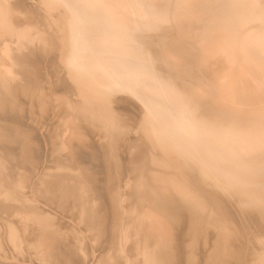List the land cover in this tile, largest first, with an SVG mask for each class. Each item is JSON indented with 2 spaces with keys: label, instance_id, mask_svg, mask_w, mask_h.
<instances>
[{
  "label": "bare ground",
  "instance_id": "1",
  "mask_svg": "<svg viewBox=\"0 0 264 264\" xmlns=\"http://www.w3.org/2000/svg\"><path fill=\"white\" fill-rule=\"evenodd\" d=\"M47 58L59 117L36 131L69 182L45 169L27 197L26 144L0 185V264H264V0H0L1 106L37 118Z\"/></svg>",
  "mask_w": 264,
  "mask_h": 264
},
{
  "label": "rangeland",
  "instance_id": "2",
  "mask_svg": "<svg viewBox=\"0 0 264 264\" xmlns=\"http://www.w3.org/2000/svg\"><path fill=\"white\" fill-rule=\"evenodd\" d=\"M22 11H20V13H21ZM39 15H46V14H43L42 12L40 13L39 12ZM21 19H23L22 18V16H19ZM21 24H23V25H21V26H23L25 29H27L26 28V26H24L25 24L24 23H22L21 22ZM24 30V29H23ZM23 32H25V31H19V33H18V31L16 32V33H18L17 35H20L19 37H24V34L22 35L21 33H23ZM26 33H28V31L26 30ZM13 35L15 36V38L13 37ZM17 35H15V34H12L11 35V40L10 39H8L7 41L8 42H6L5 44H11V43H9V42H16V39H17V41H18V37H17ZM22 38H20V39H22ZM4 44V45H5ZM4 47V46H3ZM48 59L49 58H47L46 60H45V65L41 68L42 70H41V72L45 69V67H46V69L48 70V71H46V69L44 70L45 71V76H43L42 75V78H43V80L41 81H39V83L37 84V86H36V90H38L37 92H38V94L40 93L41 94V107H40V105L39 106H37V110L36 111H40V108H42V110L39 112V113H37L36 115H35V117L37 116V118H35L36 119V121H35V119H31V118H33V117H31L30 118V115H28V114H26L25 112H27V111H21V113H20V111L19 110H17V109H15V111H19V112H14L13 110H9L10 108V106L11 105H9V106H7L8 104L7 103H5V105H0V108H1V110L0 111H3V109L4 110H9V113H10V111H11V115L13 116L14 115V113H17V114H15L14 115V117H12L11 115H9L8 116V112L7 111H5V112H1L0 113V115H3V116H0V119L2 120L3 118H6V119H3L2 121L0 120V124L2 125L3 124V126L2 127H0V128H3L4 127V123L5 122H3V121H6V124H5V126L6 127H4V128H6V131H8V132H6L5 133V129H3V130H1L0 129V137H1V139H0V143H1V140H3L2 142H4V143H6V144H8V146L9 145H12L13 143H11V142H14V139L13 138H11V134L10 133H12L13 135H16V134H19V133H21V134H19L18 136H20V138H22L21 139V141H20V143L19 142H17V144L15 143L14 145H18V146H16V147H18L19 149L21 148V147H19V146H22V145H24L26 148H25V150L24 149H15V148H13V147H15V146H11L13 149H14V151L12 150V151H10V152H8L7 153V155H6V157H7V160H8V165H9V168L11 169V170H8V173H4L1 177H0V185H1V182H5V183H2V186L4 187V188H7L6 187V184H9L8 183V181H10V179L12 180V181H10L11 182V184H13V183H15L16 182V176H15V173H16V170H20V169H22L20 166H23L24 164L25 165H27V163L25 162L26 160H28L29 159V157H30V155H28L27 156V154H25L26 152L28 153V152H30V153H28V154H31V151H30V149H29V144H31L32 146V149H33V152H34V157H36V159H39V160H36V159H33V163H35L36 161V165L38 166H36L37 167V169H36V167L34 166V169L32 170V172L30 171V170H28V168H23L22 169V171L23 172H28L29 173V177H31L30 178V183L29 184H27L29 187H26V193H27V197H28V195H31L30 193V191H32V189H33V187H34V184L35 183H37L36 181H38L39 179H41V177L43 178V172H45L44 170L46 169V171H52V175H55V176H57L56 178H52V179H57L58 181H62V182H65V183H68L69 181H65V180H63L62 179V177H59L58 178V176H63L65 173H67V171L64 169V170H62L60 167H59V165L53 160L54 159V157L52 158L51 156H52V154L51 153H49V151L51 152V150L50 149H48L47 148V146H46V144H44V143H46L45 141H44V138H41V136H40V134H39V132L38 131H36V129L37 128H39L40 129V132H46V135H49V136H52V133H53V131H54V133H53V135L55 134V129H54V127L52 128V126L53 125H55L54 124V117L52 116V115H55V116H57V118L59 117V114H56V113H58V111L56 110L57 108H59L58 106L56 107V109H55V112H53V111H51V110H49V108H55V107H53L52 105L53 104H51V103H46V101H48L47 99V96H48V93H46V92H48V89H46L45 90V88H47L45 85H47V84H45V82H47V83H49V81H51V79L54 81V80H59L60 79V72H59V74H58V76L54 73V71L56 72V73H58L57 71H59V70H54V71H52V73L51 72H49V70H51V69H49L48 68ZM7 62H9V61H7ZM10 63V64H9ZM9 63H6V61L5 62H3V65H6V66H11V62H9ZM9 64V65H8ZM5 66V67H6ZM3 67V69H8V67ZM61 68H64L63 66L61 67ZM61 70V69H60ZM43 71V72H44ZM4 73H2L1 72V78L2 79H0L1 81V83L2 82H4L3 81V79L5 80V76H6V74L8 73L7 72V70H5V71H3ZM52 74V76L53 75H56V76H54V78H46V80H44L45 79V77H48V74ZM43 74V73H42ZM4 75V76H3ZM9 75V76H8ZM7 76V78L9 79V81H11V79H13V78H11V76H10V73L8 74ZM51 76V75H50ZM5 77V78H4ZM11 78V79H10ZM48 79H50V80H48ZM1 85V84H0ZM13 95L12 94H10L9 93V97L11 98ZM7 104V105H6ZM7 108H5V107ZM29 106H30V104L28 105H26V108L25 109H27V108H29ZM12 108L11 109H13V106H11ZM14 112V113H13ZM5 113V114H4ZM7 113V114H6ZM21 115H20V114ZM26 114V115H25ZM18 115H20V116H18ZM41 115V116H40ZM4 116H6V117H4ZM25 116V117H24ZM27 116V117H26ZM31 116H33V115H31ZM2 117V118H1ZM9 118V121H8V118ZM26 118L25 120V122L27 123L24 127H26L25 129H21V130H23V131H19V130H17V132H16V130H14L13 131V129L14 128H12V127H17L18 128V125L19 124H17V123H15V122H19V123H21L20 121H22V120H20L21 118ZM13 120H12V119ZM18 118V119H17ZM22 118V119H23ZM28 118V119H27ZM19 120V121H15V120ZM31 119V120H30ZM10 120H12V121H15V122H12V121H10ZM57 121V120H56ZM9 122V123H8ZM10 122H12V123H10ZM53 124V125H51V124ZM10 124V125H9ZM49 124V125H48ZM8 126H11V127H8ZM50 127V128H49ZM16 128V129H17ZM43 128V129H42ZM8 129V130H7ZM42 129V130H41ZM46 129V130H45ZM49 129V130H48ZM48 130V131H47ZM9 131H10V133H9ZM19 131V132H18ZM26 131V132H25ZM51 131V132H50ZM2 132H4V133H2ZM16 132V133H15ZM22 132H25V134H22ZM47 132H48V134H47ZM8 133V134H7ZM3 134V135H2ZM4 134H6V135H4ZM3 137V138H2ZM4 137H7V139H9V141L10 140H12V141H6L5 139H4ZM10 137V138H9ZM13 137V136H12ZM134 139H137V136L134 138ZM19 140V139H18ZM93 140H94V138H92V140L90 139V140H88V147L89 146H92V144H94V142H93ZM9 142V143H8ZM21 143H24V144H22L21 145ZM29 143V144H28ZM92 143V144H91ZM3 143H1V145H2ZM26 144H28V145H26ZM91 144V145H90ZM3 145H5V144H3ZM34 145V146H33ZM43 145H45V146H43ZM37 147V150L36 149H34V148H36ZM27 149H29V150H27ZM89 149V148H88ZM90 149H91V147H90ZM34 150H36V151H34ZM42 151V152H39V151ZM44 151V152H43ZM12 152V153H11ZM23 152H24V154L26 155V156H23ZM46 152V153H45ZM18 153V154H17ZM36 153H39V154H36ZM41 153V154H40ZM10 154H11V156L12 157H14L15 159H11L10 158ZM45 155L46 154V156H44L45 158H43V156H41V155ZM47 154H50V155H47ZM66 155V154H65ZM22 156V157H21ZM64 156V154H61V157H63ZM21 157V158H20ZM38 157V158H37ZM49 157V158H48ZM58 157H59V155H58ZM61 157H59V158H61ZM28 158V159H27ZM52 158V159H51ZM21 159V160H20ZM23 159V160H22ZM30 160H31V158H30ZM48 160V161H47ZM82 160H84L83 161V163L85 164V165H91L92 163H90V164H88V162H93L92 161V159H91V161H89V160H87V159H82ZM86 160V161H85ZM24 161V162H23ZM39 161H41V162H39ZM13 162V163H12ZM19 162H22V164H20ZM28 162V161H27ZM38 163V164H37ZM13 164V165H12ZM35 165V164H34ZM42 165V166H41ZM20 167V168H19ZM16 168H19V169H16ZM50 169V170H49ZM28 170V171H27ZM38 171V172H40V173H38V172H36V171ZM10 171V172H9ZM34 171V172H33ZM12 172H15L14 174L12 173ZM27 173V174H28ZM37 174V175H34V174ZM40 174V175H39ZM1 175V174H0ZM6 175V176H5ZM43 175V176H42ZM36 176V177H35ZM41 176V177H40ZM6 177H10V178H7V180L8 181H5L6 180ZM12 177L14 178V179H12ZM2 178H4V179H2ZM33 180H35V181H33ZM33 181V182H32ZM35 182V183H34ZM5 184V185H4ZM10 184V185H11ZM36 185V184H35ZM7 186H9V185H7ZM30 187H32V188H30ZM29 197H31V196H29ZM42 201L43 202H40L41 204L42 203H45V204H42V205H45V207H46V209H49V208H52L51 210H53L54 208L52 207V205L50 204L51 202L49 201H46L44 198L42 199ZM48 204H49V206H48ZM51 205V206H50ZM53 212H56V211H52V214H54ZM56 215H57V213H55ZM57 217H58V219H60V215L58 216L57 215ZM62 218V220L64 219L63 217H61ZM61 220V219H60ZM61 220V221H62ZM59 221V220H58ZM60 221V222H61ZM59 222V223H60ZM64 223V222H63ZM61 224V227L64 225V224ZM67 224V223H66ZM64 225L62 228H64L65 229V227L67 226V225ZM67 227H69V226H67ZM67 227H66V229H67ZM115 243H110V244H105V243H99V245L98 246H100V248H101V250H99L98 251V253H96L97 254V256L100 258L101 257V254H103L104 253V256L105 257H107L108 259H109V261L110 260H119V257H116L117 256V254H118V248H117V246H115L114 245ZM97 246V247H98ZM114 246V247H113ZM10 256V255H9ZM129 258L132 260V261H135V264H137L138 262H137V253H135V252H133V253H129ZM6 258H3L2 260H5ZM8 259H10V260H8L9 262L11 261H15V260H17V259H15V260H13L14 258H8ZM254 259V261L255 262H262V260L264 259V256L262 255V257H259V258H257L256 259V257L255 258H253ZM7 261V260H6ZM23 261V260H22ZM16 262V261H15ZM19 262H20V260H19ZM25 262V264H28L26 261H24ZM28 262H29V260H28ZM137 262V263H136ZM117 263V262H116ZM264 263V262H263ZM23 264V263H22ZM30 264V263H29ZM120 264V263H119ZM139 264V263H138Z\"/></svg>",
  "mask_w": 264,
  "mask_h": 264
}]
</instances>
